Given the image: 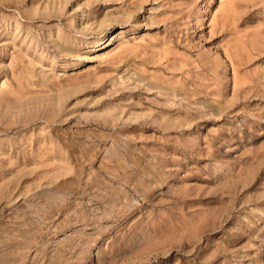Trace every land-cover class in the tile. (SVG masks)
Wrapping results in <instances>:
<instances>
[{"label": "rangeland", "instance_id": "374dc122", "mask_svg": "<svg viewBox=\"0 0 264 264\" xmlns=\"http://www.w3.org/2000/svg\"><path fill=\"white\" fill-rule=\"evenodd\" d=\"M0 259L264 264V0H0Z\"/></svg>", "mask_w": 264, "mask_h": 264}, {"label": "bare ground", "instance_id": "6f19581e", "mask_svg": "<svg viewBox=\"0 0 264 264\" xmlns=\"http://www.w3.org/2000/svg\"><path fill=\"white\" fill-rule=\"evenodd\" d=\"M103 39H104V37H102L101 39H99V40H97V42L93 45V47H94V49H96V47L97 46H99L101 43H103ZM93 49V50H94ZM24 102V101H23ZM28 104H30V103H28ZM24 104L22 103V108L24 107L23 106ZM21 106H19V107H21ZM29 108V107H28ZM28 108H26V110L28 109ZM24 109V108H23ZM13 259V258H12ZM1 260V259H0ZM11 261V260H10ZM15 261H16V264H24V260L23 259H15ZM49 264H51V263H53V262H48Z\"/></svg>", "mask_w": 264, "mask_h": 264}]
</instances>
